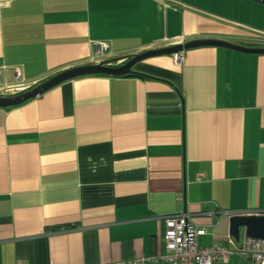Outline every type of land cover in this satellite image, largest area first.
Returning <instances> with one entry per match:
<instances>
[{"label": "crops", "instance_id": "crops-1", "mask_svg": "<svg viewBox=\"0 0 264 264\" xmlns=\"http://www.w3.org/2000/svg\"><path fill=\"white\" fill-rule=\"evenodd\" d=\"M196 41L264 47V7L0 0V97ZM183 55L180 65L155 58L135 67L142 76L80 78L0 109V264L158 258L167 220L182 214L206 231L200 248L227 249L233 217L264 215V56Z\"/></svg>", "mask_w": 264, "mask_h": 264}, {"label": "water", "instance_id": "water-1", "mask_svg": "<svg viewBox=\"0 0 264 264\" xmlns=\"http://www.w3.org/2000/svg\"><path fill=\"white\" fill-rule=\"evenodd\" d=\"M242 1L264 7V0ZM204 48H221L247 55L264 56V47L247 45L237 46L221 41L190 42L185 45H179L165 50L149 51L127 59L106 61L96 65L75 68L59 73L49 81L39 85L37 88L25 92L17 97H0V109H10L22 106L30 101L43 97L64 83L80 78L98 76L119 78L131 75L142 76L134 72L135 67L142 62L160 57H172L192 50ZM115 65L118 67H114ZM230 224V237L237 244L241 243V239L264 242V215H238L231 219Z\"/></svg>", "mask_w": 264, "mask_h": 264}, {"label": "built area", "instance_id": "built-area-1", "mask_svg": "<svg viewBox=\"0 0 264 264\" xmlns=\"http://www.w3.org/2000/svg\"><path fill=\"white\" fill-rule=\"evenodd\" d=\"M102 47V51L106 50ZM183 54L174 57L177 65L183 61ZM206 234L201 228L193 225L187 214L170 218L166 222V254L158 258L144 259L124 264H221L234 253H242L254 264H264V242L244 239L242 246H237L232 238L230 247H212L202 249L197 244L199 236Z\"/></svg>", "mask_w": 264, "mask_h": 264}, {"label": "trees", "instance_id": "trees-1", "mask_svg": "<svg viewBox=\"0 0 264 264\" xmlns=\"http://www.w3.org/2000/svg\"><path fill=\"white\" fill-rule=\"evenodd\" d=\"M239 1H242V0H239ZM242 2H244V3H246V4H248V5H251V6H254V7H259V8H263V7H261V6H257V5H254V4H252V3H249V2H246V1H242ZM118 66H119V64H118ZM117 65H115L114 67H118ZM131 76H134V75H131ZM131 76H126V77H124V78H129V77H131ZM238 256V258H240V259H242V260H246L248 263H250V264H254V262L253 261H251V259L249 258V257H246V256H244L242 253H236V252H234L229 258H231V257H233V256Z\"/></svg>", "mask_w": 264, "mask_h": 264}]
</instances>
